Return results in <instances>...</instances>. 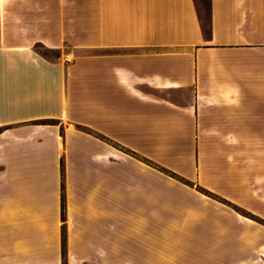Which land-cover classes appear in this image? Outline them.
<instances>
[{"label":"crops","instance_id":"1","mask_svg":"<svg viewBox=\"0 0 264 264\" xmlns=\"http://www.w3.org/2000/svg\"><path fill=\"white\" fill-rule=\"evenodd\" d=\"M209 12L0 0V264H264V0Z\"/></svg>","mask_w":264,"mask_h":264},{"label":"rangeland","instance_id":"2","mask_svg":"<svg viewBox=\"0 0 264 264\" xmlns=\"http://www.w3.org/2000/svg\"><path fill=\"white\" fill-rule=\"evenodd\" d=\"M195 1L198 7V11L200 13V17L202 19V23L207 28L209 24V13H210L209 12V0H195ZM38 50L41 51L43 54L50 56V57H55V55L57 54L56 52L48 51L41 47H38Z\"/></svg>","mask_w":264,"mask_h":264},{"label":"trees","instance_id":"3","mask_svg":"<svg viewBox=\"0 0 264 264\" xmlns=\"http://www.w3.org/2000/svg\"><path fill=\"white\" fill-rule=\"evenodd\" d=\"M203 24V23H202ZM203 27H204V31L205 32H209L210 30V14H209V24L207 26V28L204 26L203 24ZM244 214H246L247 216L251 217V218H254L256 220H258L259 222L263 223L264 224V220L260 219V218H257L256 216H254L253 214L249 213V212H246V211H242Z\"/></svg>","mask_w":264,"mask_h":264}]
</instances>
